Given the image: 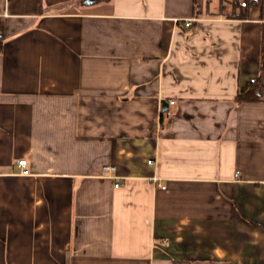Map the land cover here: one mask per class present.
Returning <instances> with one entry per match:
<instances>
[{"label":"crops","instance_id":"0c3cea01","mask_svg":"<svg viewBox=\"0 0 264 264\" xmlns=\"http://www.w3.org/2000/svg\"><path fill=\"white\" fill-rule=\"evenodd\" d=\"M0 20V264H264V0Z\"/></svg>","mask_w":264,"mask_h":264},{"label":"trees","instance_id":"16d2710c","mask_svg":"<svg viewBox=\"0 0 264 264\" xmlns=\"http://www.w3.org/2000/svg\"><path fill=\"white\" fill-rule=\"evenodd\" d=\"M2 21L0 20V50L3 45ZM264 95V84L261 77L247 81L236 95L237 101L259 100Z\"/></svg>","mask_w":264,"mask_h":264},{"label":"built area","instance_id":"2783aa9c","mask_svg":"<svg viewBox=\"0 0 264 264\" xmlns=\"http://www.w3.org/2000/svg\"><path fill=\"white\" fill-rule=\"evenodd\" d=\"M189 24H190V21L189 20L185 21V26H188ZM170 103H174V102L173 101H170ZM147 163L148 164H152L153 163L152 159H149L147 161ZM17 165H18V167L20 169L19 172H20L21 175H29L30 174V170L27 167V161H26V159H24V158L19 159L17 161ZM105 168L112 169V167H110V166H106ZM236 174H238V173H236ZM153 181L156 182L157 181V178L156 177H153ZM156 183L161 188H165V185H160L158 182H156ZM118 185H119L118 182L115 183V186H118Z\"/></svg>","mask_w":264,"mask_h":264}]
</instances>
